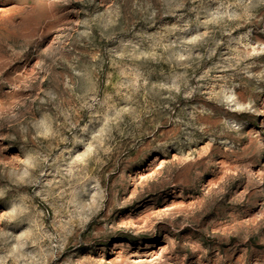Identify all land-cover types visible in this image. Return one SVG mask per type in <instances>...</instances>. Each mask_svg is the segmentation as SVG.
Masks as SVG:
<instances>
[{
	"label": "rangeland",
	"instance_id": "374dc122",
	"mask_svg": "<svg viewBox=\"0 0 264 264\" xmlns=\"http://www.w3.org/2000/svg\"><path fill=\"white\" fill-rule=\"evenodd\" d=\"M0 264H264V0H0Z\"/></svg>",
	"mask_w": 264,
	"mask_h": 264
}]
</instances>
